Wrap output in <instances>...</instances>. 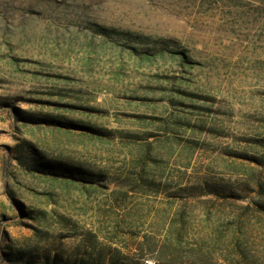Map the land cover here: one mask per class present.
<instances>
[{"label": "rangeland", "instance_id": "374dc122", "mask_svg": "<svg viewBox=\"0 0 264 264\" xmlns=\"http://www.w3.org/2000/svg\"><path fill=\"white\" fill-rule=\"evenodd\" d=\"M29 243L264 264V0H0V264Z\"/></svg>", "mask_w": 264, "mask_h": 264}, {"label": "trees", "instance_id": "16d2710c", "mask_svg": "<svg viewBox=\"0 0 264 264\" xmlns=\"http://www.w3.org/2000/svg\"><path fill=\"white\" fill-rule=\"evenodd\" d=\"M98 32L111 35L116 33L114 30H107L106 28H97ZM127 37H131L133 34H127ZM138 38L142 42H149L150 38L147 37H141L138 36ZM162 47L167 46L166 41L161 42ZM163 55H169L174 57H179L181 61L188 62V57L184 53L174 52L172 50L163 51ZM180 54V56H179ZM145 55H150L149 53ZM142 55V58L149 57ZM154 57V56H152ZM29 122V119L27 120ZM56 121V120H55ZM59 126L66 127L68 129H72V124L70 122L65 123L61 122V120H58L55 122ZM74 126L82 127L77 128ZM74 128L77 130H82L84 132L93 133V134H101V132L97 130H93V128L86 127V126H79L74 124ZM31 155H35L32 159H29L27 162L33 171L37 173H41L48 176H53L55 178H62L66 183H70V181H82L85 179H88V174L84 172L83 169L78 167H72L67 166L64 162H56L53 160H50L40 154H35L32 148L29 150ZM21 159V157H19ZM254 161V160H253ZM261 161V160H260ZM24 162V163H25ZM262 164V162H258ZM62 221L65 219L63 216L60 217ZM42 232H38V234H41ZM37 235V234H36ZM90 246H95L93 241L90 240ZM9 252L3 253V259L6 261H9L11 263H20V264H122L121 258L116 254L113 256L112 260L110 262L106 261V252L104 249H97L95 251L96 254L94 255L92 252H88L86 249L82 250L80 254H75L73 256H69V258H65L62 252H58L56 250H53L51 248L46 249L45 247H41L38 245V243H29L25 245L24 248H14V247H8L7 248ZM120 253V252H117ZM157 264V263H155ZM159 264V263H158Z\"/></svg>", "mask_w": 264, "mask_h": 264}]
</instances>
